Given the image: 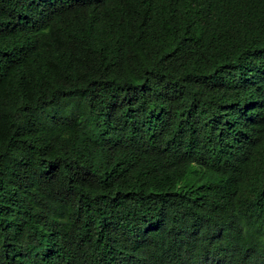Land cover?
Segmentation results:
<instances>
[{
    "label": "trees",
    "instance_id": "trees-1",
    "mask_svg": "<svg viewBox=\"0 0 264 264\" xmlns=\"http://www.w3.org/2000/svg\"><path fill=\"white\" fill-rule=\"evenodd\" d=\"M0 264H264V0H0Z\"/></svg>",
    "mask_w": 264,
    "mask_h": 264
}]
</instances>
